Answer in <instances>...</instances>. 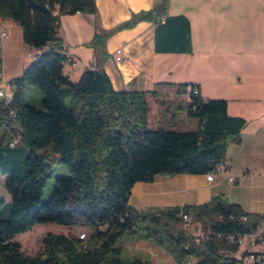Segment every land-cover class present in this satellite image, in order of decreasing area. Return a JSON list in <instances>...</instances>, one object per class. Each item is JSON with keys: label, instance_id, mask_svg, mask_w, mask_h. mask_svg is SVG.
<instances>
[{"label": "trees", "instance_id": "obj_1", "mask_svg": "<svg viewBox=\"0 0 264 264\" xmlns=\"http://www.w3.org/2000/svg\"><path fill=\"white\" fill-rule=\"evenodd\" d=\"M168 6L169 0H155L149 10L105 30L95 0H0V19L18 24L22 41L42 50L10 80L15 86L11 102L0 100V174L9 195L0 205L10 203L0 215V264H151L123 258L117 244L122 238L150 240L178 264H264V253L234 256L240 238L264 228V213L247 212L223 195L146 210L129 204L135 182L162 174H210L223 164L227 145L241 142L247 123L227 114L225 99H202L196 84H174L177 93H187L185 113L196 119V128H150L147 97L154 91L115 90L101 67L85 69L76 82L63 72L61 15H93L88 46L102 55L114 31L139 21L155 24L156 52L191 53L189 22L183 15L168 16ZM27 86L40 93L38 108L26 103ZM8 133L19 137L12 147L11 135L3 142ZM52 154L70 176L56 178L48 201L34 206L52 176ZM182 214L209 231L199 243L184 229ZM38 223L80 227L87 237L47 233L41 250L28 255L13 237ZM249 256L251 262H244Z\"/></svg>", "mask_w": 264, "mask_h": 264}, {"label": "crops", "instance_id": "obj_2", "mask_svg": "<svg viewBox=\"0 0 264 264\" xmlns=\"http://www.w3.org/2000/svg\"><path fill=\"white\" fill-rule=\"evenodd\" d=\"M154 2L95 0L99 25L111 30L132 13L149 10ZM166 14L183 15L188 20L191 53L156 52L155 24L139 21L131 28L114 31L106 39L102 55L88 46L94 33L93 15H61L58 35L65 54L75 60L74 65L64 63L63 72L76 82L85 69L101 67L115 90L154 91L147 101L149 97L161 104L169 100L172 107L177 99L189 102L187 93H177L174 84H196L200 98L225 99L227 114L247 121L241 142L227 145L225 160L211 173V181L207 174L180 173L135 182L129 196L133 208L201 204L223 195L247 212L264 213V0H169ZM9 21L0 19V25ZM116 49L123 54L120 62L114 58ZM41 52L34 50L33 58ZM263 231L259 227L244 236L237 251L240 255L234 256L240 258L244 251L264 253L258 238ZM150 243L129 238L121 247L131 252L148 250ZM244 260L251 262L252 258Z\"/></svg>", "mask_w": 264, "mask_h": 264}, {"label": "rangeland", "instance_id": "obj_3", "mask_svg": "<svg viewBox=\"0 0 264 264\" xmlns=\"http://www.w3.org/2000/svg\"><path fill=\"white\" fill-rule=\"evenodd\" d=\"M9 22L11 23H1V26L6 31L7 37L5 39L0 38V74L6 80H10L21 75V73L31 63L33 59L32 52L35 50L22 41L21 27L12 21ZM46 50L47 48H44V51ZM40 100L41 95L36 88L32 86H27L25 88L26 103L38 108ZM147 102L149 108L148 127H163L165 129L174 131H185L196 128V119L188 117L185 113L186 107L188 105L185 100H175L173 107L169 105V100L163 103V107V104L154 102L150 97L148 98ZM177 106H179L178 109L176 108ZM3 132V128L0 127V136L3 134ZM10 135L14 136L13 133H8L3 140L4 143L10 141ZM50 158L52 159V176L47 179L43 193L40 196L39 201L35 203L34 206L45 204L48 201L50 195L53 192L54 180L56 178L70 176L67 168L57 160V154H52ZM2 177L3 176L0 174V198L5 203H7V201H9V195L4 189V180ZM9 206L10 203L0 205V215L6 213ZM194 223L195 222H193L191 227L184 226V229H186L187 233L193 232L192 228L195 225ZM201 226L204 230L206 229L202 224ZM76 228L77 227L58 225L55 223H38L33 225L28 231L16 234L13 237V240L20 244L21 250L24 253L28 255H34L41 250V240L47 233L62 234L70 237H77L80 233H87L86 230ZM86 237L87 236H85V238ZM124 239L129 238H122L117 244L122 246ZM149 242L151 241L149 240ZM150 244H152V247L148 250L139 249L132 250V252L128 250L127 247L123 246L121 256L126 259L134 257L142 258V260L149 261L151 264H178L164 249L153 242ZM242 247H244L243 244L241 245V248ZM235 255L239 256L240 254L236 252Z\"/></svg>", "mask_w": 264, "mask_h": 264}, {"label": "built area", "instance_id": "obj_4", "mask_svg": "<svg viewBox=\"0 0 264 264\" xmlns=\"http://www.w3.org/2000/svg\"><path fill=\"white\" fill-rule=\"evenodd\" d=\"M6 37H7L6 31L0 25V38L5 39ZM114 58H115V60L117 62H120V61L123 60V54H122L121 49H116L115 50ZM65 64L74 65L75 64V60H73L72 58L67 56ZM14 91H15V86L11 84L10 80H5L2 77V75L0 74V100H2L5 104H9L11 102V100H12ZM194 93H197V90L194 89ZM11 116H14L13 112H11ZM11 141H19L18 135L13 137L11 139ZM206 179L208 181H211L213 179L212 174L211 173L207 174ZM229 180L232 181L233 180L232 177H230ZM181 219H182V222H183L185 227H188V226L191 227L193 225V221L191 220V218L187 214H182ZM194 224L195 225L192 228L193 232H190L188 234L193 238L195 243H199V241L203 237H205V235L208 234L209 231L204 230L203 227L201 226V224H199V223L195 222ZM78 237L80 239H83V238H85V234L84 233H80ZM243 238L244 237H242V238H240L238 240L239 245H240V243H241ZM258 238L264 244V235L260 234V235H258ZM244 262H247V261L244 260ZM187 264H190V263L187 261Z\"/></svg>", "mask_w": 264, "mask_h": 264}, {"label": "bare ground", "instance_id": "obj_5", "mask_svg": "<svg viewBox=\"0 0 264 264\" xmlns=\"http://www.w3.org/2000/svg\"><path fill=\"white\" fill-rule=\"evenodd\" d=\"M13 145H14V142L12 141V142L10 143V146L12 147ZM185 264H187V262H186Z\"/></svg>", "mask_w": 264, "mask_h": 264}]
</instances>
